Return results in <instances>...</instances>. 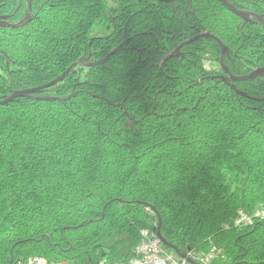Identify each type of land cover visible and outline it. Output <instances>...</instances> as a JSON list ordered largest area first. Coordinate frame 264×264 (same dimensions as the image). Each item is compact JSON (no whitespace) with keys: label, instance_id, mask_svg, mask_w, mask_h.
<instances>
[{"label":"trees","instance_id":"16d2710c","mask_svg":"<svg viewBox=\"0 0 264 264\" xmlns=\"http://www.w3.org/2000/svg\"><path fill=\"white\" fill-rule=\"evenodd\" d=\"M227 2L264 19V0ZM1 17L19 26H0V101L121 50L0 106V264H124L143 230L194 264H264V74L229 80L264 67L256 20L218 0H2ZM203 33L228 73L207 37L165 60Z\"/></svg>","mask_w":264,"mask_h":264},{"label":"water","instance_id":"95a60500","mask_svg":"<svg viewBox=\"0 0 264 264\" xmlns=\"http://www.w3.org/2000/svg\"><path fill=\"white\" fill-rule=\"evenodd\" d=\"M158 1H161V2H173L175 0H158ZM218 1L227 10H229L231 13L237 15L238 17L242 18L243 20H250V19L251 20H256L261 25V27L264 30V19L261 16H258V15L254 14V13H250V12H247V11L238 10V9L234 8L231 4H229L227 2V0H218ZM1 2H2V0H0V3ZM23 23H21V24H23ZM0 26L17 27L19 25H10V24H8L6 22V18L1 17L0 18ZM199 37H207V38L214 39L220 45V49H221L220 64H221L222 68L224 69V71L226 73H228L227 66L224 63V57H225V54L227 53V49L217 38H215L214 36H212V35H210L208 33H203V34L195 37L194 39H191L189 41H186V42L182 43L170 55H168L165 58V60H168V59L174 57L175 55H179V50H180V48L182 46L193 42L194 40H196ZM119 50H121V47H118L117 49L113 50L108 56L103 58L101 61H98V62L93 63V64H85V63H83L81 61H77V62L73 63L70 67H68L66 69V71L60 77L56 78L55 80L51 81L50 83H48V84H46L44 86L33 88V89H28V90H22V91L13 92L9 97H7L6 99L0 101V106H5V105L11 103L16 98H30V97H33V95L35 93H38L41 90L47 89L49 87H52V86L62 82L67 77V75L69 74V72L72 69V67H74V66L90 67V66L101 65V64H103L104 62L107 61L109 56L116 54ZM263 74H264V67L263 68H257L254 71H252L250 74H248L246 76H243V77H232V76L229 75V80H230L231 83L236 82V81H247V80H252L254 78L262 76ZM223 81L225 83H228L227 79H223ZM231 87H233L232 84H231ZM238 94H240V93H238ZM35 99L36 100H45V101L54 100L53 98H48V97H46V98L35 97Z\"/></svg>","mask_w":264,"mask_h":264},{"label":"built area","instance_id":"2783aa9c","mask_svg":"<svg viewBox=\"0 0 264 264\" xmlns=\"http://www.w3.org/2000/svg\"><path fill=\"white\" fill-rule=\"evenodd\" d=\"M260 216L259 213L256 217ZM253 219L247 215H241L236 220V225L251 224ZM190 255V254H189ZM209 258H211L209 256ZM197 258L190 257V260L182 259L176 255L164 250L163 245L158 236L148 230H143L140 234V242L134 249V255L124 264H194L193 260ZM203 262L207 260L201 259ZM17 264H49L41 257L30 258ZM98 264H108L106 261H101Z\"/></svg>","mask_w":264,"mask_h":264}]
</instances>
